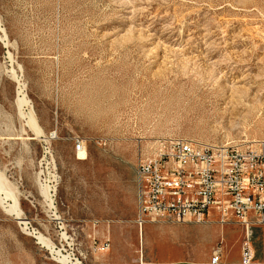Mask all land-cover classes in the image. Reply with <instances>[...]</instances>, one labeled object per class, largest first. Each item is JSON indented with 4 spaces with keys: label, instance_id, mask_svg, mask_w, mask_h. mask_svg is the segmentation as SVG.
<instances>
[{
    "label": "rangeland",
    "instance_id": "374dc122",
    "mask_svg": "<svg viewBox=\"0 0 264 264\" xmlns=\"http://www.w3.org/2000/svg\"><path fill=\"white\" fill-rule=\"evenodd\" d=\"M174 138L264 144V0H0V264L211 263L217 224L134 221L137 165ZM249 243L261 261L264 225Z\"/></svg>",
    "mask_w": 264,
    "mask_h": 264
},
{
    "label": "built area",
    "instance_id": "2783aa9c",
    "mask_svg": "<svg viewBox=\"0 0 264 264\" xmlns=\"http://www.w3.org/2000/svg\"><path fill=\"white\" fill-rule=\"evenodd\" d=\"M75 152L84 151L81 141ZM135 223H237L244 264L253 259L248 228L264 225V144L208 145L164 140L154 158L140 160L135 176ZM106 246V244H105ZM220 244L211 251L218 263Z\"/></svg>",
    "mask_w": 264,
    "mask_h": 264
},
{
    "label": "bare ground",
    "instance_id": "6f19581e",
    "mask_svg": "<svg viewBox=\"0 0 264 264\" xmlns=\"http://www.w3.org/2000/svg\"><path fill=\"white\" fill-rule=\"evenodd\" d=\"M18 84V83H17ZM19 85V86H18ZM17 86H18V88H17V98H16V100H15V105H16V108H17V112H18V114H19V116L20 117H23V111H22V107L24 106V105H26L27 104V101H26V99H25V97H24V95H25V93L24 94H22V89H23V87L24 86H22L21 84H18ZM24 85V84H23ZM16 86V87H17ZM27 106V105H26ZM31 107V106H30ZM26 109H27V107H25ZM30 109V108H29ZM28 110V109H27ZM29 111V110H28ZM30 113V112H29ZM25 117V116H24ZM35 118V117H34ZM34 118H33V116L32 115H29L28 114V116L27 117H25V123L26 124H28L30 127L31 126H35V120H34ZM23 119V118H22ZM36 119V118H35ZM29 127V128H30ZM33 129V128H32ZM34 130H36V133L38 132V129H34ZM34 132V131H33ZM40 133V132H39ZM39 133H37V134H39ZM84 154H85V151H80V152H78V158H83V156H84ZM47 190V189H46ZM46 190H44V189H42L41 190V192L45 195V196H47L48 194H47V191ZM0 192H3V194H4V197L7 199V198H9V199H12L13 200V203H15V195H14V192L13 191H11V190H9L8 189V187H7V184L1 179V176H0Z\"/></svg>",
    "mask_w": 264,
    "mask_h": 264
},
{
    "label": "crops",
    "instance_id": "0c3cea01",
    "mask_svg": "<svg viewBox=\"0 0 264 264\" xmlns=\"http://www.w3.org/2000/svg\"><path fill=\"white\" fill-rule=\"evenodd\" d=\"M214 222H211L210 224H213ZM214 224H216V223H214ZM233 224H236V225H239V224H237V223H233ZM218 225V224H217ZM211 227H213V225H210ZM219 226V229H216V231H217V233H219V235H220V239H218L217 241H216V243L214 244V246L212 247V249L216 246V245H218V244H220V246H221V254H220V257H219V262L218 263H208V262H191V263H180V264H244L243 263V261H242V258H241V241H242V239H243V237H244V234H245V230L243 229V227L241 226V225H239L240 227H241V229H242V237H241V241H240V249H239V259H238V261H236V262H227L226 260H225V258H224V256H223V253H224V250H223V247H222V243L224 242V239H223V226H220V225H218ZM205 227H207V226H205ZM251 227H253V226H251ZM251 227H249L248 228V237H250V228ZM216 238H218V235L215 237V239ZM214 239V240H215ZM212 249H211V251H212ZM255 258H256V253L254 252V250H253V259H252V261L249 263V264H264V258L261 260V261H259V260H255ZM168 264H171V263H168ZM177 264V263H176Z\"/></svg>",
    "mask_w": 264,
    "mask_h": 264
}]
</instances>
